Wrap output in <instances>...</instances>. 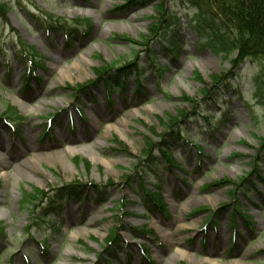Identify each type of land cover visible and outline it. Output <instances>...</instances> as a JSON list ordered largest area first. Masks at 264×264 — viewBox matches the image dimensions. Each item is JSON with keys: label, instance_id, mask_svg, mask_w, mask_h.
I'll use <instances>...</instances> for the list:
<instances>
[{"label": "rangeland", "instance_id": "rangeland-1", "mask_svg": "<svg viewBox=\"0 0 264 264\" xmlns=\"http://www.w3.org/2000/svg\"><path fill=\"white\" fill-rule=\"evenodd\" d=\"M193 15L187 0H0V264H264L259 66L201 46ZM111 67L110 92L96 73ZM158 176L170 216L148 209Z\"/></svg>", "mask_w": 264, "mask_h": 264}, {"label": "trees", "instance_id": "trees-1", "mask_svg": "<svg viewBox=\"0 0 264 264\" xmlns=\"http://www.w3.org/2000/svg\"><path fill=\"white\" fill-rule=\"evenodd\" d=\"M189 7L193 9L194 15L192 22L195 24V30L200 36V44L204 48H209L213 53L221 55L224 59H231V63L235 67L244 64L248 61L253 62L259 66L258 73L253 78L254 93L258 99V104L264 105V0H187ZM45 18L50 19L46 26L50 29H58L64 32L67 37L75 38L82 28V20L77 18L75 20L61 19L50 14H45ZM88 27H91L90 24ZM172 27V26H171ZM154 29V28H153ZM175 37H172L168 48V51L175 56L178 54V50L175 49L176 45ZM179 56V54H178ZM33 66H28L26 72V82L29 83L32 76ZM110 69H99L97 71L98 77H102L106 84V88L111 92L112 87L120 84L118 79H107L104 76H109ZM163 70V69H161ZM218 77L214 80L216 81ZM93 81L92 83H95ZM27 87H25L26 90ZM208 90H204V94L207 95ZM13 109L10 108V112L13 114ZM13 116V117H14ZM22 119V117H20ZM19 118V119H20ZM210 121L211 119H207ZM202 150V149H201ZM165 154L166 162L173 166H177L176 162L172 159V154L169 151L168 146L161 149ZM147 152V151H146ZM150 153V152H148ZM148 160L154 162V160L146 154ZM153 160V161H152ZM154 164V163H153ZM153 173L160 175L157 170H153ZM156 190H147V194L150 197L148 201V209L151 211H157V209L164 210L167 216H170L167 205L164 202L163 195L161 194L162 179L158 176L155 180ZM78 185L69 188L68 192H65L67 197L72 194L81 195L82 189L76 190ZM64 192V188H62ZM143 191V190H142ZM46 194L43 191H38L36 195L27 194L24 198L23 205L26 202H32L31 199L37 200V197ZM142 196L146 199V194L142 193ZM147 205V203H146ZM58 213H61L57 209ZM49 213H43V216H47ZM37 220V219H35ZM52 231H61L60 228H51ZM0 233L2 229L0 228ZM119 238L113 237L108 241V245H118Z\"/></svg>", "mask_w": 264, "mask_h": 264}, {"label": "bare ground", "instance_id": "bare-ground-1", "mask_svg": "<svg viewBox=\"0 0 264 264\" xmlns=\"http://www.w3.org/2000/svg\"><path fill=\"white\" fill-rule=\"evenodd\" d=\"M73 152H74V149L71 148V149H68L66 153L71 154V153H73ZM1 154H2V153H0V155H1ZM176 255H177V257H178L179 259H183L184 257L187 256L185 250H183V249H182V250H181V249H178ZM206 260H207V261H210L211 264H217L216 260H213V259H211L210 257H207Z\"/></svg>", "mask_w": 264, "mask_h": 264}]
</instances>
